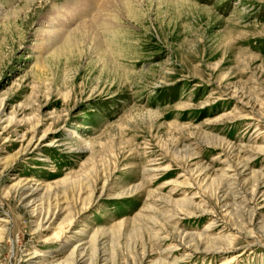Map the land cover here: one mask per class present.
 <instances>
[{"label": "rangeland", "instance_id": "1", "mask_svg": "<svg viewBox=\"0 0 264 264\" xmlns=\"http://www.w3.org/2000/svg\"><path fill=\"white\" fill-rule=\"evenodd\" d=\"M43 1L0 0V264L78 242L87 264L95 245L117 264H264V0H125L112 29L37 49ZM18 179L64 210L37 229Z\"/></svg>", "mask_w": 264, "mask_h": 264}, {"label": "bare ground", "instance_id": "2", "mask_svg": "<svg viewBox=\"0 0 264 264\" xmlns=\"http://www.w3.org/2000/svg\"><path fill=\"white\" fill-rule=\"evenodd\" d=\"M44 1L48 2L49 0H44ZM56 1L57 0H53L54 4H52L50 8L51 10L49 11V13L47 12L48 15L43 19V22L45 23L44 25L40 26L38 30V39H39L38 41L39 42L36 45L37 49L38 48L41 49L43 47L45 48L48 43L50 44L52 42H57L56 41L57 36L64 35V34L68 35L67 32L72 33L75 31L76 32L81 31L83 32V34L88 33L91 35H94V34L97 35L98 29H102V28L112 29L111 26L114 22L112 16L115 14L113 8H116L118 4L123 3L125 0H105L103 1V4L99 12H97L96 16L94 18H90L86 22L82 21L83 16L81 14L85 13V11H87L86 9L90 5L92 6V4L97 3L95 1H98V0H89V1L88 0H68L62 3L60 6L59 4H56L57 3ZM27 2L30 4V6H34L33 5L34 0H27ZM85 16L86 15H84V17ZM68 38H70V36ZM31 142L29 143V145L31 144ZM38 144H40V139H38L35 143H32L30 147L36 148L38 147ZM259 150L260 151L264 150V148L261 147V149ZM13 185L15 187V190L17 189V191H20L22 194L21 195L22 198L27 201L26 206L32 207L30 208L32 214L39 217V222L37 223V226H36L37 229H42V227H44L46 223L47 225L50 224V222L53 221L57 217L59 212L62 209L64 210V206L62 207L61 202H60L61 200H59V198L56 197L53 199L49 197V195H51L49 194L51 191L50 192L48 191L49 187H51L50 184L42 186L41 184L36 183V182L34 183L29 180L23 181L21 179H18L17 181L14 182ZM42 190L44 191L41 195L44 197L48 196L46 199H44V197L42 198V197L37 196V194L41 193ZM35 195L36 197L33 198V196ZM70 213L71 212L69 211L66 215L63 216V223L66 220H69V221L73 220V215H70ZM10 223L11 221L9 220L8 216H0V241H2L5 235L9 232ZM55 236H58L57 238H55L56 240H59L60 238H62V236H59L58 233ZM212 243L218 244L215 242H212ZM207 246H210V245H207ZM92 248L93 247L91 246V249ZM211 248L214 249L216 247H211ZM86 253L88 252L86 250L85 244L78 242L73 246L72 250L70 251V253L64 260L63 259L60 260V258H56V256L53 255V256L46 258V261L48 264H87V257L85 255ZM38 254L39 253H37L36 256H38ZM92 254H94L93 258H95L94 259L95 261L92 260V263L90 262L89 264H117L116 261L114 260L111 261L110 258L106 257L107 256L106 254L105 256L103 253L98 252V246L96 245L92 249ZM39 255H42V254H39ZM32 261H35V260H32ZM43 261L45 260L43 259ZM33 264H36V263H33Z\"/></svg>", "mask_w": 264, "mask_h": 264}]
</instances>
